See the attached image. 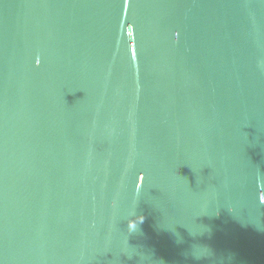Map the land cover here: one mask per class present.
<instances>
[{"label":"water","instance_id":"1","mask_svg":"<svg viewBox=\"0 0 264 264\" xmlns=\"http://www.w3.org/2000/svg\"><path fill=\"white\" fill-rule=\"evenodd\" d=\"M0 264H264V0H0Z\"/></svg>","mask_w":264,"mask_h":264}]
</instances>
